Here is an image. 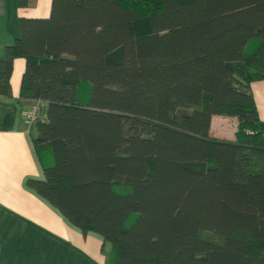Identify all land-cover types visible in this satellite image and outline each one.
Here are the masks:
<instances>
[{
  "label": "trees",
  "instance_id": "16d2710c",
  "mask_svg": "<svg viewBox=\"0 0 264 264\" xmlns=\"http://www.w3.org/2000/svg\"><path fill=\"white\" fill-rule=\"evenodd\" d=\"M19 22L0 96L24 58L20 97L44 105L29 189L108 264H264V0H51Z\"/></svg>",
  "mask_w": 264,
  "mask_h": 264
},
{
  "label": "crops",
  "instance_id": "0c3cea01",
  "mask_svg": "<svg viewBox=\"0 0 264 264\" xmlns=\"http://www.w3.org/2000/svg\"><path fill=\"white\" fill-rule=\"evenodd\" d=\"M50 10L51 0H30L25 7L0 0V58L20 35V18H46ZM24 70V58L16 57L9 95L0 96V264H108L109 244L101 236L83 235L25 184L43 174L32 142L34 123L22 119V111L37 100L20 97ZM250 89L264 123V79L252 81ZM209 132L234 140L236 121L213 115Z\"/></svg>",
  "mask_w": 264,
  "mask_h": 264
},
{
  "label": "built area",
  "instance_id": "2783aa9c",
  "mask_svg": "<svg viewBox=\"0 0 264 264\" xmlns=\"http://www.w3.org/2000/svg\"><path fill=\"white\" fill-rule=\"evenodd\" d=\"M44 115V105L42 100L37 99L28 108L22 111V119L26 123H34L36 120L41 119Z\"/></svg>",
  "mask_w": 264,
  "mask_h": 264
},
{
  "label": "rangeland",
  "instance_id": "374dc122",
  "mask_svg": "<svg viewBox=\"0 0 264 264\" xmlns=\"http://www.w3.org/2000/svg\"><path fill=\"white\" fill-rule=\"evenodd\" d=\"M83 93V92H82ZM219 124V123H218ZM229 125H230V123H229ZM234 126V125H233ZM230 127H231V125H230ZM219 130V129H218Z\"/></svg>",
  "mask_w": 264,
  "mask_h": 264
}]
</instances>
